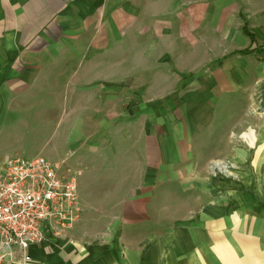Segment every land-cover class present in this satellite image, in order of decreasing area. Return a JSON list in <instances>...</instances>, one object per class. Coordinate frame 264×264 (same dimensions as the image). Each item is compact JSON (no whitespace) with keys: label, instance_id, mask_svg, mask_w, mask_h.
Masks as SVG:
<instances>
[{"label":"crops","instance_id":"obj_1","mask_svg":"<svg viewBox=\"0 0 264 264\" xmlns=\"http://www.w3.org/2000/svg\"><path fill=\"white\" fill-rule=\"evenodd\" d=\"M255 94L264 0H0V160L35 155L40 109L65 110L52 158L79 169L80 218L29 264H264Z\"/></svg>","mask_w":264,"mask_h":264},{"label":"built area","instance_id":"obj_2","mask_svg":"<svg viewBox=\"0 0 264 264\" xmlns=\"http://www.w3.org/2000/svg\"><path fill=\"white\" fill-rule=\"evenodd\" d=\"M77 173L41 154L0 163V263L29 264L28 249L80 218Z\"/></svg>","mask_w":264,"mask_h":264},{"label":"rangeland","instance_id":"obj_3","mask_svg":"<svg viewBox=\"0 0 264 264\" xmlns=\"http://www.w3.org/2000/svg\"><path fill=\"white\" fill-rule=\"evenodd\" d=\"M254 100L256 102V108H255V111H264V105L262 104V95H258V94H255L254 96ZM261 101V104H259V102ZM44 105V104H43ZM41 110V113L43 114V119L44 120H49L51 118V125H45L43 124L42 125V132L40 134V136L42 137V142L40 143V150L35 152L34 154H41V155H44L45 157H47L49 160H51L53 163H55L58 168L61 170V171H65L66 169H70V168H65V163L64 162H59L57 160H53V154H54V151H52V144L49 142V138L51 136H53V132L55 130V126H53V122H54V117L55 115H57L58 117L62 116L64 113H65V110H51V109H40ZM66 127L64 126H58L57 129H58V141L59 143H61L63 145V150H65L66 148H71L70 146V143L67 144L65 141V136H63L62 138V134H61V131L65 129ZM77 129V127H74ZM86 134H88L89 132V128L86 127ZM75 137H78V136H75ZM77 140H81V139H77ZM97 149H98V146L97 144L95 143L94 145H91L90 146V150L93 151L94 155L93 157H97ZM31 156V155H30ZM30 156H23V157H30ZM33 156V155H32ZM5 160V159H4ZM3 160V161H4ZM1 161V160H0ZM3 161H1L0 163H2ZM94 161H96V158L94 159ZM239 167L238 164H235L233 163L230 159H215L213 161H210L208 163V169H209V174L212 178H218V179H228V178H231V179H235L236 178V175L234 174L233 172V169ZM79 171V169H78ZM76 171L77 173V176L79 174V172ZM78 198V196H77Z\"/></svg>","mask_w":264,"mask_h":264}]
</instances>
